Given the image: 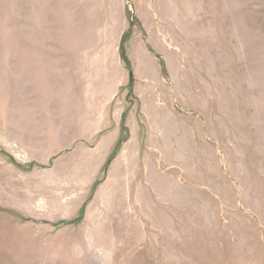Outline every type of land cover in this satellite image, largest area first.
Masks as SVG:
<instances>
[{
	"label": "rangeland",
	"instance_id": "1",
	"mask_svg": "<svg viewBox=\"0 0 264 264\" xmlns=\"http://www.w3.org/2000/svg\"><path fill=\"white\" fill-rule=\"evenodd\" d=\"M0 264H264V0H0Z\"/></svg>",
	"mask_w": 264,
	"mask_h": 264
},
{
	"label": "trees",
	"instance_id": "2",
	"mask_svg": "<svg viewBox=\"0 0 264 264\" xmlns=\"http://www.w3.org/2000/svg\"><path fill=\"white\" fill-rule=\"evenodd\" d=\"M122 57H123V59H125L126 58V53L124 52V50H123V52H122ZM125 136V135H124ZM124 136L122 137L121 136V138H120V143H119V146H118V149H119V147H120V145H121V142L123 143L124 142Z\"/></svg>",
	"mask_w": 264,
	"mask_h": 264
},
{
	"label": "crops",
	"instance_id": "3",
	"mask_svg": "<svg viewBox=\"0 0 264 264\" xmlns=\"http://www.w3.org/2000/svg\"><path fill=\"white\" fill-rule=\"evenodd\" d=\"M89 55H90V54H85L84 57H87V56H89ZM89 65H90V63H89ZM91 68H93V67H92V64H91Z\"/></svg>",
	"mask_w": 264,
	"mask_h": 264
}]
</instances>
